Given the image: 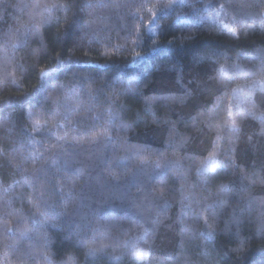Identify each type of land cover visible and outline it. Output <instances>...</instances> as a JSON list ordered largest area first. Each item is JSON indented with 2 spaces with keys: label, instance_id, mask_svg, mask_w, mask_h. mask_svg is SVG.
<instances>
[{
  "label": "trees",
  "instance_id": "trees-1",
  "mask_svg": "<svg viewBox=\"0 0 264 264\" xmlns=\"http://www.w3.org/2000/svg\"><path fill=\"white\" fill-rule=\"evenodd\" d=\"M0 264H264V0H0Z\"/></svg>",
  "mask_w": 264,
  "mask_h": 264
},
{
  "label": "snow or ice",
  "instance_id": "snow-or-ice-1",
  "mask_svg": "<svg viewBox=\"0 0 264 264\" xmlns=\"http://www.w3.org/2000/svg\"><path fill=\"white\" fill-rule=\"evenodd\" d=\"M233 126H235V123L233 122ZM216 163V161L215 160H213L211 157L209 158V162H208V164H207V166L206 167H211L213 164H215ZM90 252H97V251H99L98 249H95V248H92V249H90L89 250Z\"/></svg>",
  "mask_w": 264,
  "mask_h": 264
}]
</instances>
